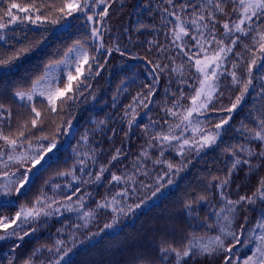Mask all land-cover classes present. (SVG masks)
I'll use <instances>...</instances> for the list:
<instances>
[{
	"label": "trees",
	"instance_id": "1",
	"mask_svg": "<svg viewBox=\"0 0 264 264\" xmlns=\"http://www.w3.org/2000/svg\"><path fill=\"white\" fill-rule=\"evenodd\" d=\"M16 2L27 4L33 0ZM34 2L37 6L42 2L61 6L64 0ZM186 2L189 0H174L177 5ZM191 3L199 5L206 3V0H191ZM223 3L225 12L215 13L218 20L216 38H223L225 44H231V39L224 35L222 25L227 21H235L237 14L233 13L232 0H223ZM0 6L7 7L2 3ZM104 6L99 5L90 12L94 15V20H101L94 13L101 11ZM107 6L109 14L98 24L88 22L86 17L79 14H75L77 17L75 19L68 17L57 24H52L50 21L59 13L54 9L44 8L43 14L47 15L50 11L52 14L41 26L25 22L0 30V34L5 37L4 40H0V54L11 53L29 42L35 45L37 41H41L32 53L17 62L20 65L19 70L7 76L0 75V104L4 106L0 109L4 116L0 120V132L16 137L20 131H25L27 139L20 137L17 144H28V140H31L32 144L47 145L54 139L58 146L52 153L46 154L49 160L44 170L32 176V183L22 193L17 194L13 191L8 199L0 200L3 204V207H0V217H14L21 206L31 207L41 192L49 198L57 197L56 200L60 204L68 203L66 197L72 196L73 205H77L76 201L83 195L85 207L82 211H90L96 209L97 202L104 203L105 198L109 200L117 192L127 189V197H117L122 202L126 214L119 211L113 213L111 208L101 209L93 216L87 228L77 230H74L71 212L61 217L53 215L46 218L47 222L42 223L35 234H30L23 240L12 237L0 241V264H9V260H12L13 264H23L35 249L40 251L32 257L33 264H49V261L56 259L58 255L55 250L52 253L47 250L54 245L56 239L64 240L65 246L72 249L66 258L71 264H176L174 253L169 255L167 261H163L161 247L171 245L183 251V246L193 235L207 239L220 234L213 213L222 205L220 191L214 185L226 176L232 160L223 149L226 146L244 145L254 148L256 153L260 151L261 142L251 139L244 126L257 128L253 118L264 112V99L257 95L259 92L257 87L248 94L242 106L228 113L226 109L234 102L240 88L232 83V77L226 72L218 82L219 87L214 93L212 107L203 112L199 124L205 131H212L221 119H229L228 125L218 138V146L205 148L198 155L195 147L186 146L182 156L178 154V145L175 141L170 142L173 146H169V142L157 141H151L150 145L152 136L165 133L168 126L173 124L175 117L167 115L162 109L173 108V100H178L184 107H190V97L195 94L196 87H199L195 59L201 58V54L193 48L192 51L197 55L192 61H188V58L172 45L170 29L175 19L163 12V9L168 8L170 12L174 9L165 0H107ZM13 11L16 12L15 9ZM175 11L185 16L192 9H186L183 13L179 8ZM19 15L23 16L24 13ZM260 23L259 20L255 21V24ZM92 27L100 29L102 40L92 37ZM77 40L83 41L89 54L97 55L98 63L104 64V67L99 69V75L93 74L88 77L86 83L90 87L83 88L82 94L66 93V96L72 95L76 98L68 101L66 105H61L57 100V107L60 110L56 113L51 112L48 100L43 96L34 94L33 100L28 101L27 98L21 100L15 95L17 91H28L33 80L45 73H47L45 80L39 87L50 86L54 90L57 88L63 90L68 74L76 75L75 54L69 53L65 57L64 53ZM150 41L152 43H149ZM185 41L188 47L195 43L190 37H185ZM100 43L104 44V49L97 53L95 47ZM244 44H248L254 51L258 48V44L253 45L251 36L242 37L234 46V52L228 54L231 59H226L222 72L227 69L228 72L236 71L241 79L246 76L252 52L246 51ZM116 46H119L124 55L114 50ZM108 48H113L111 54H108ZM256 54L260 55L259 52ZM62 60L65 63H58ZM233 61L238 65L235 69ZM156 64L168 65V68L163 72L159 70L153 72ZM96 67V63H93L94 70ZM173 68L179 70L173 72ZM262 74L264 73L259 68L254 69V76ZM153 76H158V80L153 81ZM182 80L187 82L182 83ZM75 83L76 81H73V84ZM258 83L254 81V84ZM190 84L193 87H189ZM146 85H152L156 91L149 107L143 108L139 101L134 102L133 98L139 96L143 99L149 91ZM181 91L184 92V97L180 96ZM129 105L135 107L138 113L131 128L127 120L133 113L129 110L128 117L124 115ZM33 106L42 113V120L38 122L37 128L31 127V121L35 118ZM180 109L184 108H173V111L178 112ZM69 120L70 128L67 123ZM165 120L169 123L166 124ZM152 122H156L154 127ZM61 129L68 131L65 133ZM41 136H47L48 139L37 140V137ZM84 137L86 139H82ZM192 137L200 139L199 133L189 128L183 133L182 138ZM0 141L4 143L3 140ZM117 149H120L121 153L118 160L109 164L112 156L117 154ZM142 152H147L148 155L143 156ZM240 155L242 158L245 157L243 152ZM158 158L162 162L154 163ZM247 158L251 165L260 166L253 172H249L248 165L238 166L231 176L230 183L224 189L229 199L238 200L242 195H251L256 190L260 178L264 177V161L255 155ZM81 160L84 161V165H81ZM164 161L171 162L177 167L184 164L187 166L177 173L175 168L169 171ZM140 165L143 167H139ZM102 166H107L108 170L104 172L100 181L92 182L95 181V175L100 172ZM27 167H31V164ZM61 173L71 174L60 175ZM113 173L122 177L134 176L135 182H125L122 179L120 182L114 181L109 184ZM169 179L173 181L171 184H168ZM141 181L148 187H143ZM158 183L164 187L152 197ZM56 185L59 187H54ZM77 187L81 191L72 195ZM200 195L206 196V201L195 203ZM141 200L146 202L140 208L134 209V212H128L129 206L138 204ZM188 203H192L190 210L185 208ZM115 207L118 209L120 205ZM261 209H264V204L259 202L251 207L244 204L238 206L232 230L241 235L242 242L249 226L257 221L258 215H264ZM245 216L249 219L245 230L241 232L239 226L245 223ZM105 224L113 226L105 228ZM23 229L30 231V226L23 225ZM58 229L62 231L58 232ZM8 231H11V228ZM96 233L99 235H95ZM2 234L3 230L0 229V235ZM231 239L227 238L226 244L231 242ZM15 244H19L20 247L13 251ZM239 247L237 244L230 254L222 250H218L212 256L197 254L193 258H186V264H225V255H230L240 264L251 251L240 249L237 252ZM63 250L62 248L61 253Z\"/></svg>",
	"mask_w": 264,
	"mask_h": 264
},
{
	"label": "snow or ice",
	"instance_id": "2",
	"mask_svg": "<svg viewBox=\"0 0 264 264\" xmlns=\"http://www.w3.org/2000/svg\"><path fill=\"white\" fill-rule=\"evenodd\" d=\"M165 2L172 6L173 11H169L168 8H164L163 12L167 13L168 16L174 17L175 23L173 24L170 31L172 32V45L178 50L179 53H183L184 56L188 58V61H192L193 57L197 54L192 51L193 48H198L200 52L205 53L203 58L195 59L196 71L199 74L197 79L199 80V87H196L195 94L191 95V106L184 107L179 104L178 100H173V108L183 107L184 111L179 114L176 111H173V108L162 109L165 111L167 115L172 117H178L179 123L175 125H169V131L167 134L165 133H157L155 136L151 137L149 141L151 145V141L157 142H170L175 141L178 145V154L184 155L186 146L195 147L197 155L203 151L205 148H209L212 146H218V138L221 137L222 131L226 125L229 123V119H221L219 123L215 124V129L212 131H205L203 128L199 127L200 122L196 121L193 123V114L202 115L205 110H208L212 107V101L214 99V93L217 92V88L219 87V80L221 76L226 72L228 75L232 77V83L234 85H238L240 88L239 94L236 95L234 102L231 104L229 108L226 109L228 113H232L239 106H242V103L245 101L248 94L253 91L255 88H259V95L262 99H264V74L259 76H254V69L259 68L262 73H264V0H232L233 4V13L237 14V19L235 21H227L223 23L222 27L225 30V36L231 39V44H225L224 39L216 38V23H218L216 12H225L223 0H206V3H201L196 5L191 3V0L186 3L176 4L174 0H165ZM0 3L7 5V7L0 6V30L7 29L10 25L18 24V23H29L36 26H41L44 21L49 20V16L52 14L51 11L45 15L42 12V9H54L55 12L59 13L54 19L50 22L52 24H57L61 20H66L68 17L77 18L75 14H79L82 17H86L88 22H92L94 24L100 23L104 17L109 14V7L107 6V0H64L61 6H57L56 4H45L41 3L39 6L34 2L32 3H17L16 0H0ZM99 5H105L104 8L95 12V15H98L101 20H94V15L90 14L95 9L98 8ZM176 8H179L180 12H185L186 9H192V11L185 16H181L175 11ZM16 10L14 12L13 10ZM213 9L215 11H213ZM19 13H24L23 16L19 15ZM206 13V14H205ZM261 21L260 24H255V21ZM212 23L209 24L208 22ZM171 23V21H169ZM195 30V32H193ZM207 30V32L205 31ZM239 33L240 35H236ZM91 35L93 38L97 40H102V33L99 28L92 27ZM209 35L211 39H209ZM251 36L253 45L258 44V48L254 51L252 47L248 44H244V49L248 52H252V58L248 62V66L246 69V76L241 79L237 75L236 71L228 72L227 69H224L222 72V66L226 62V59H231L228 56L229 53L234 52V46H236L242 39V37ZM185 37H190L191 40L195 41V43L188 47L185 41ZM5 37L3 34H0V40H4ZM87 39V38H85ZM41 41H37L36 44H32L29 42L27 45H24L20 48H17L15 51L6 54H0V75H9L13 71L19 70L20 65L17 63L22 58L26 57L28 54L32 53L34 48ZM176 42H180L177 44ZM149 43H152L151 41ZM214 44L215 48L213 50L206 49L204 44ZM104 49V44H97L95 47V51L100 53ZM115 51H120L119 46H116ZM113 48H108V54H111ZM257 52H259V56H257ZM69 53H74L76 58V75L72 73L68 74L67 82L64 84L63 90L57 88L53 89L50 86L47 87H39L43 84L45 80V73L43 76L39 77L36 80H33L31 88L26 91H17L15 93L21 100L27 98L28 101L33 100L34 94H38L40 96L45 97L48 100V104L50 106V110L53 113L58 112L60 109L57 107L56 101L59 100L61 105H66L68 101L74 100L76 97L72 95H65L66 93H80L82 94V89L85 87H90L89 84L86 83L89 76L93 74L99 75V69L104 67V64L98 63L99 57L97 55H90L86 45L83 41L77 40L74 42V45L68 49L67 52L64 53L65 57L68 56ZM121 55H124L122 51H120ZM239 55V54H238ZM105 60L107 57H104ZM174 62V61H173ZM58 63H65V61H59ZM93 63H96L97 67L93 69ZM50 66V65H49ZM183 65L180 66L182 68ZM238 67L237 63L233 61V68ZM168 68V65H154L152 71L155 72L159 70L163 72ZM178 68H173L172 71H178ZM83 77V79H81ZM158 80V76H153V81ZM73 81H76L73 84ZM254 81H258V84H254ZM182 83H186V80H182ZM149 91L146 96L141 99L139 96L134 97L133 101H139L140 105L143 108H148L149 104L152 102L151 98L154 95L156 89L152 85H146ZM189 87H193V85H189ZM184 92L181 91L180 96L184 97ZM145 101H148L145 103ZM4 106L0 104V109ZM129 110L133 113L132 117L127 120L129 128L135 123L136 116V108L132 105H129L125 110V117H128ZM32 112L35 113V118L31 121V127L37 128L38 122L42 120V113L37 111L36 107H32ZM256 121L257 128L251 129L248 128L247 125L244 126V130L247 131L251 137V139L260 141V151L258 153L255 152L254 148L246 147L244 145H232L226 146L223 151L227 153L231 158V167L228 169L226 176L223 179H220L218 183L214 186L220 191V203L221 207L218 210L214 211V215L216 217V225L219 227V235L214 237H208L205 239L204 237H196L192 236L188 240V242L183 246V251L176 247H172L169 245L168 247H161L160 253L162 255L163 261H167L169 255L171 253L175 254L176 264H186V258H193L197 254L212 256L218 250H222L225 253H232L237 244H241V235L237 232L233 231V226L236 221L238 206L241 204L247 205L249 207L255 206L258 202L264 204V177H261L257 188L251 195H242L238 200H232L228 198V194L224 191V189L228 186L231 180V176L233 172L238 168L239 165H248L249 172H253L255 168L260 165L253 166L250 163V160L247 158L249 156H258L264 161V112H261L259 116L253 118ZM166 124L169 123L167 120L164 121ZM69 128L71 127V121H67ZM103 123V122H101ZM153 127L156 122H152ZM189 128H192L194 132H198L200 135V139L197 140L195 137L192 138H182L183 133L187 131ZM175 129H180V135L172 134ZM30 131V129H29ZM61 131L67 133L68 129H61ZM127 136V133H125ZM20 137H25V131H20L16 137H10L8 135H4L3 132H0V140L4 141L3 145H0V157L7 155L8 161L17 160L20 164V168L24 167L25 162L31 164V167L25 168V170L20 171V168L15 172L3 171L0 173V176L3 177L4 182L0 184V194L4 196L10 195L13 191L17 194L22 193L27 186L32 183V176L38 175L40 171L44 170L45 164L48 162L49 157L46 154L52 153L54 149H57V143L53 139L47 146L43 144L40 145L39 150H32V142L28 140L29 151H25L21 156L17 157L13 155L17 148V142ZM27 139V137H25ZM47 136L37 137V140L43 141L47 140ZM86 139V137L82 138ZM117 154L112 156V160L109 161V164L112 161L118 160V156L121 154L120 149H117ZM245 153V157H241L240 153ZM143 156H147V152H142ZM163 155V150H161V156ZM162 161L158 158L154 161V163L159 164ZM191 161H188L190 163ZM4 165V168H8L7 162L0 161ZM81 165H84V161H80ZM167 163V168L169 171L175 168V171L178 173L183 170L187 164L182 165L181 167L175 166L171 162L164 161ZM139 167H143L140 165ZM139 167H137V171H139ZM83 170V168H82ZM107 166H102L100 172L96 173L95 181L98 182L103 177L105 171H107ZM71 173H61L60 175H69ZM89 175H91L89 173ZM147 175V173H145ZM167 175V173H165ZM74 179H76L74 177ZM133 181L135 182L134 176L122 177L112 174L111 179L108 181L109 184L112 182H120L121 180ZM218 179V178H214ZM87 183L88 181H84ZM173 181L171 179L168 180V184H171ZM47 183V182H46ZM143 187H148L143 184V181L140 182ZM54 187H59L58 185ZM163 184H159L156 187V190L152 192V197H155L156 194L163 188ZM30 190V189H29ZM80 188H76L72 195L80 192ZM135 191V189H133ZM128 191L127 189L123 191L117 192L111 200L105 198L104 203L97 202L96 209L90 211H82L85 207L83 201L84 196L81 195L76 201L77 207L72 206V196H67L66 200L68 203L59 204V202L53 198L47 197L43 192L41 195L36 198L31 207L21 206L18 211H16L14 217H0V229L3 230V234L0 235V241H4L15 237L18 240H23L25 237L30 234H35L42 223H46L47 219L53 215L61 214V208H63L67 212H77L78 219L83 221V227L87 228L88 221L92 218L98 210L111 208L113 213L119 211L121 214H126L125 209L122 205V202L117 199V197H127ZM150 199V197H149ZM207 199L206 196L200 195L195 203L205 202ZM51 200L49 203L48 201ZM146 201L141 200L140 203L129 206L128 212H134V209L140 208ZM53 204H59L58 207L53 208ZM113 205H120L117 209L113 207ZM0 207H3V204L0 203ZM192 203H188L185 205L186 209H191ZM264 211V209H261ZM248 217L245 216V223L240 224V230L243 232L247 226ZM115 223V220L113 221ZM15 225L16 227H12ZM23 225H29L30 231H25L23 229ZM113 224H105V228H111ZM73 227L79 229L81 227L80 224H76ZM212 227V225H209ZM11 228V231L8 229ZM257 229L259 230L257 232ZM58 232H61L62 229H58ZM103 231V229H101ZM250 235L243 242L244 246L251 243L255 240V247L251 249V254L247 255L245 259H243L240 264H264V216L258 215L256 223L252 226L251 229H248ZM21 232L23 233L21 235ZM95 235H99L96 233ZM231 237V242L226 244V239ZM20 247L19 244H15L13 247V251H16ZM64 249L61 253V249ZM49 253H52L55 250V253L58 254V259L49 261V264H62V262H66V264H71L70 260L66 261L69 253L72 251L70 247L65 246V241L62 239H56L55 243L52 247L48 249ZM39 249L33 250L31 256L24 260L23 264H33L32 257L37 255ZM225 264H238V260H233L230 255L224 256ZM9 264H13L12 260H9Z\"/></svg>",
	"mask_w": 264,
	"mask_h": 264
},
{
	"label": "rangeland",
	"instance_id": "3",
	"mask_svg": "<svg viewBox=\"0 0 264 264\" xmlns=\"http://www.w3.org/2000/svg\"><path fill=\"white\" fill-rule=\"evenodd\" d=\"M214 46H215L214 44H208V43H205V44H204V47H205L206 49H209V50H213ZM196 50L201 54V59H202L203 56L205 55V53L200 52V50H199L198 48H196ZM45 87H47V86H45ZM190 106H191V105H190ZM183 111H184V109H180V110L177 112V113H178V116H179V114L182 113ZM3 117H4V116L2 115L1 110H0V120H1ZM201 120H202V115L193 114V123H196V121L201 122ZM179 122H180V121H179L178 117H175L172 125H175L176 123H179ZM168 131H169V126H168V130L165 132V134H167ZM180 131H181L180 129H175L174 132H173L172 134L177 135L178 133H180ZM40 143H41V142H40ZM3 144H4V143L0 141V145H3ZM42 144H43V143H42ZM43 145H44V146H47V145H45V144H43ZM39 149H40V145L32 144V150H39ZM32 150H29V146H28V144H23V143H21V144H17L16 151L13 153V155L19 157V156H21L25 151H29L30 154H31V151H32ZM0 161L7 162V164H8V168L5 169V168H4V165H3L2 163H0V173H2L3 171L15 172V171H17L18 168H20V164H19V162H18L17 160L8 161L7 155H4V156L0 157ZM27 165H29V163L25 162L24 167H23V168H20V169H24V170H25V168H27ZM3 182H4L3 177L0 176V184H2ZM8 197H9V195H8V196H4V195L0 194V200H6V199H8ZM51 198H53V199H55V200L57 199V197H51ZM109 200H111V198H110ZM48 202L50 203L51 200H49ZM65 203H66V202H65ZM65 203H64V204H65ZM59 204H60V203H59ZM59 204H53V208L58 207ZM72 206H73V207H77V205H73V204H72ZM115 206H116V205H113V207H115ZM66 213H70V212H67V211H65L63 208H61V214H59V215H54V216H59V217H61V216H64V214H66ZM70 214H71V220H72V222H73V226L76 225V224H80L81 227H80L79 229H83V228H84V227H83V223H84V222L78 219V213H77V212H71ZM70 214H69V215H70ZM262 216H264V215H262ZM92 219H93V217L89 219L88 224L91 222ZM255 223H256V222H255ZM255 223H254V224H255ZM254 224H253V225H254ZM253 225L249 226V229H251ZM74 230H77V229L74 227ZM258 231H259V230L257 229V232H258ZM74 235H75V233H73V236H74ZM249 235H250V233H249V231L247 230L243 242H244L245 240H247V238L249 237ZM243 242H242L241 244H238V245H240V247H239V249L237 250V252H239L240 249L243 250V251L246 250V249H250V251H251V249H252L253 247H255V240H253L251 243L247 244V246H244ZM250 254H251V252H250L248 255H250ZM245 258H246V257H245ZM245 258H244V259H245ZM56 259H58V255H57ZM52 260H55V259L53 258Z\"/></svg>",
	"mask_w": 264,
	"mask_h": 264
}]
</instances>
